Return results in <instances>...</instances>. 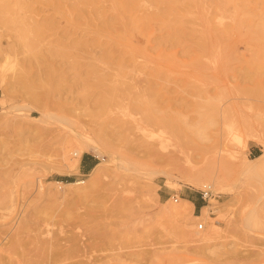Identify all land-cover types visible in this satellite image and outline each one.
<instances>
[{
	"label": "rangeland",
	"instance_id": "rangeland-1",
	"mask_svg": "<svg viewBox=\"0 0 264 264\" xmlns=\"http://www.w3.org/2000/svg\"><path fill=\"white\" fill-rule=\"evenodd\" d=\"M23 1L25 27L0 22L9 84L0 264H63L60 253L76 248L93 249L99 264H264V0H179L169 26L156 20L168 5L155 0H96L84 10L80 0ZM122 14L142 27L134 47L99 31L117 19L123 34ZM79 41L87 49L63 56ZM156 89L168 103L157 114L141 108ZM150 115L177 116L147 136L135 125ZM188 147L200 149L193 165L208 172L213 198L182 180L178 151ZM84 160L102 165L96 186ZM186 196L201 207L171 216L167 203Z\"/></svg>",
	"mask_w": 264,
	"mask_h": 264
},
{
	"label": "bare ground",
	"instance_id": "bare-ground-1",
	"mask_svg": "<svg viewBox=\"0 0 264 264\" xmlns=\"http://www.w3.org/2000/svg\"><path fill=\"white\" fill-rule=\"evenodd\" d=\"M96 0H80V3H79V6L78 7H76V8H79L80 10L81 9H83L84 7H88V6H90V5H92V3H95L96 4V2H95ZM100 1V0H99ZM178 1L179 0H155L154 2H155V4L157 3V2H159V3H161V2H163L164 4H166V5H168V8H169V10H168V12H167V14L165 13L164 15L162 14V15H159V16H157L156 17V20H159V21H161V22H163V23H165V24H168V26H169V22L167 21V17L168 18H170L169 16H173V15H176V14H178ZM185 1H187V2H190V1H192V0H185ZM122 2V1H121ZM127 3H129L128 1H126ZM125 3V2H124ZM158 3V5H161V4H159ZM58 4V3H57ZM116 4H118L117 2H116ZM122 4H123V2H122ZM132 2L131 3H129V6H132ZM54 6H56V4L54 3L53 4ZM124 5V4H123ZM93 6V5H92ZM117 6V5H116ZM125 6V5H124ZM129 6H127L126 5V7L128 8ZM57 7V6H56ZM119 7V6H118ZM125 7V8H126ZM30 7H29V4L28 3H26V2H24L23 0H0V22L1 23H3V25H7V24H9V22L10 23H12L13 25H15V27H17V29H18V27L20 28V26L21 25H24L25 24V21L24 20H22V18L20 19V15L18 14L19 12L18 11H20V10H28ZM59 8V7H58ZM89 8V7H88ZM120 8V7H119ZM136 8V6H134L133 8H131L132 9V11H133V9H135ZM84 10V9H83ZM82 10V11H83ZM98 10V9H97ZM116 10H117V7H116ZM120 10V9H119ZM118 10V11H119ZM128 10V9H127ZM127 10H125V11H127ZM129 11H131L130 9H129ZM98 12H99V10H98ZM101 12V11H100ZM166 12V11H165ZM119 13V15H121L120 14V11L118 12ZM122 13V12H121ZM85 14V13H84ZM103 14V13H102ZM129 14V13H128ZM96 15H97V13H96ZM123 15V14H122ZM132 15H133V13H132ZM112 16H114V15H112ZM81 18H80V20L78 21L79 22V27H80V29H81V27L84 25V24H87V23H84L85 22V19L87 18L86 16V18H84V16L82 17V16H80ZM106 17V16H105ZM109 18V17H108ZM175 18H176V16H175ZM174 18V19H175ZM78 19H79V17H78ZM121 19H123V21L125 20L126 21V23L124 24L125 26V29H124V31L122 32L123 34H120L121 32H119L118 34H117V30L115 29L116 28V25H117V23H116V21H117V19L114 21L113 19H111V20H113V22L112 23H108L106 26H104L101 30H99V31H102V32H104L105 34H107L112 40H113V42H114V44L115 45H118V46H121L122 48L123 47H125V48H127L128 46H132V47H134L133 46V44L135 43H133V36H134V34L136 33L135 32V29H136V26H137V19H135L134 17H129V16H127V17H125L124 15H123V18H121ZM177 19H178V15H177ZM2 20V21H1ZM109 20V19H108ZM111 20H109L108 22H110ZM173 20V19H172ZM3 21H5V22H3ZM87 21V20H86ZM119 21V20H118ZM138 21H139V19H138ZM28 22V21H27ZM148 22V21H147ZM168 22V23H167ZM173 22V21H172ZM4 23H6V24H4ZM138 23H140V22H138ZM11 24V25H12ZM78 24V23H77ZM122 24V23H121ZM144 24V23H143ZM147 24V23H146ZM149 24V23H148ZM177 24V23H176ZM27 25V24H26ZM142 25V24H141ZM162 25V24H161ZM172 25V24H171ZM9 26V25H8ZM77 26V27H78ZM178 26V25H177ZM11 27V26H10ZM12 27H14V26H12ZM24 27H25V25H24ZM34 27V26H33ZM76 27V26H75ZM78 27V28H79ZM120 27V26H119ZM124 27H122L121 29H123ZM137 27H141V26H137ZM23 28V27H22ZM20 29L19 30V32L21 31L22 32V30L24 29ZM142 28V27H141ZM176 28V27H175ZM77 29V28H76ZM168 29H170L169 27H168ZM41 30V29H40ZM126 30V31H125ZM172 30V29H171ZM173 30H174V27H173ZM38 32V31H37ZM98 32V31H97ZM141 32H143V29H142V31ZM140 32V33H141ZM178 32V31H177ZM142 35V34H141ZM135 36H137V35H135ZM85 45H87L86 44V42L85 41H79V42H76L75 43V45H73L72 47H69V48H67V51L64 53H62L63 54V56H66V57H75V53H76V50L78 49V48H80V47H84V48H82V50L84 49L85 50ZM127 46V47H126ZM131 47V48H132ZM136 47V46H135ZM129 48V47H128ZM87 49V48H86ZM132 50H133V48H132ZM134 51V50H133ZM124 53H126V54H129L130 52H127V51H125ZM109 54V53H108ZM123 54V53H122ZM110 55V54H109ZM123 56H125L124 54H123ZM121 57H122V55H121ZM122 58H124V57H122ZM126 58V57H125ZM106 60V62H108L109 63V56H107V54H106V58H105ZM77 67H79L80 68V61H78L76 64H75ZM119 65V64H118ZM120 65H122V64H120ZM119 65V66H120ZM84 67V66H83ZM81 69V68H80ZM90 71H92V73L93 74H95V73H97V69H91ZM120 73V72H119ZM117 76H119V74H117ZM120 80V79H119ZM0 82H3V84H4V96L3 97H0V102L1 103H4L5 102V99H4V97H6L7 95H8V93H9V87H8V83L6 82V76L5 75H3V74H0ZM1 84V83H0ZM3 86V85H2ZM124 89V88H123ZM109 90V89H108ZM107 90V91H108ZM162 90V89H161ZM161 90H153L152 91V95L150 96V97H148L147 98V100L146 101H144V102H142L141 103V108L143 109V110H145V111H147V112H153V111H155L154 113H156V112H163V111H165V109L167 108V106H165V104H168L167 102H165V100H164V98H163V93L161 92ZM114 92H113V98L114 97H116L117 95L116 94H118L117 93V90L115 89V90H113ZM144 92V91H143ZM149 92V91H148ZM145 94V93H144ZM169 108H171V106L169 105L168 106ZM168 110V108L166 109V111ZM151 114V113H150ZM157 114V113H156ZM151 116V115H150ZM160 116V115H159ZM159 116H154L153 115V117L151 116V118L149 119V121H146V122H143V123H140L139 122V124H136L135 126V128L136 129H138L139 131H142L143 133H144V135H149V133H150V129L152 128V127H156L157 125H163V124H166L167 122H168V120H167V118H165L166 120H164L162 117L164 116V115H162V117H159ZM177 116V115H176ZM176 116L175 117H172L171 119H173V118H176ZM171 119H169L170 121L169 122H171ZM178 119V118H177ZM165 121H166V123H165ZM168 122V123H169ZM167 126H168V124H166ZM134 128V129H135ZM135 129V130H136ZM180 147V146H179ZM196 148V149H195ZM200 149L199 148H197V147H194V149H191V148H187V149H185V148H181L179 151H178V153H180V155L178 156V161H183L184 162V164H186L187 165V168L185 169L184 168V173L182 172V180L186 183V184H189V185H191V186H198L199 185V187H200V185L201 186H203V188H201V189H208V188H210V190H211V192H212V197L211 198H213V196H215L217 193L212 189V187H211V185L209 186L208 184H206V183H204L208 178L205 176L208 172L206 171V170H201V171H198V169L197 170H195V168L196 167H194V165H193V159L197 156L196 154H197V152L199 151ZM79 150H76V152H74V154L77 156L78 154H81V153H79L78 152ZM80 156V155H79ZM80 158V157H79ZM200 158V157H199ZM259 159V158H258ZM175 160V159H174ZM196 162V161H195ZM75 163H76V161H75ZM196 166V165H195ZM102 167V165H101V163H99V164H97L96 165V167L93 169V171H92V173L90 174V178H89V181H90V183L92 182L93 184H95L94 186H96V184L98 183V181H99V175H100V173H101V168ZM180 167H181V165H180ZM183 167V166H182ZM198 167V166H197ZM181 169L182 168H180V171H181ZM80 183H82V182H77V183H74L73 185L74 186H78ZM72 184V183H71ZM217 184L218 183H216V186H217ZM91 185V184H90ZM223 190V189H222ZM221 190V191H222ZM214 199H211L209 202H210V204L209 205H207V206H204L203 208H202V210H203V213H205V214H212L213 213V211H214V209L216 208V207H214V206H212V201H213ZM176 202L178 203L179 202V199H177L176 200ZM194 204L192 203V202H190V201H188V200H186V199H182L181 200V204H179V205H172L171 204V202H168L167 203V208L169 209V212H171V216H180V215H184L185 213L187 214L188 212H190L191 210H193L194 209ZM248 224H250V223H248ZM90 246V245H89ZM92 246V245H91ZM79 247V246H78ZM60 248H62V247H59L58 249H60ZM75 248V247H74ZM90 248V247H89ZM95 248V247H94ZM57 249V250H58ZM77 249V248H76ZM76 249H69V250H65V252H61L60 253V251H59V253L61 254L60 256H59V258L57 259V262H59V263H61V262H64L65 263V261H71V260H73V259H75L76 257H80L81 255H79V253L80 252H84L85 250H79V251H77ZM78 249H80V248H78ZM60 250H63V248L62 249H60ZM88 250H93V249H88ZM88 250H86L85 252L87 253V254H85L84 253V257H86L87 259L86 260H81V259H79V260H77V261H71V262H68V263H65V264H91L92 262V264H97L98 263V261L100 260L99 258H98V256H94L92 253H89V251ZM90 252H92V251H90ZM83 255V254H82ZM94 258V259H90V258ZM26 263V262H25ZM63 263V264H64ZM99 264V263H98Z\"/></svg>",
	"mask_w": 264,
	"mask_h": 264
},
{
	"label": "crops",
	"instance_id": "crops-1",
	"mask_svg": "<svg viewBox=\"0 0 264 264\" xmlns=\"http://www.w3.org/2000/svg\"><path fill=\"white\" fill-rule=\"evenodd\" d=\"M94 165L95 163L84 160V163L82 164L83 171H90L91 169H93ZM185 199L192 202L196 209L201 207V203H199L193 196H186Z\"/></svg>",
	"mask_w": 264,
	"mask_h": 264
},
{
	"label": "built area",
	"instance_id": "built-area-1",
	"mask_svg": "<svg viewBox=\"0 0 264 264\" xmlns=\"http://www.w3.org/2000/svg\"><path fill=\"white\" fill-rule=\"evenodd\" d=\"M202 195H203V198H205V199L209 198V197L212 195V192H211L210 188H208V189H203V191H202ZM203 227H204V225L201 224V225H200V228L202 229Z\"/></svg>",
	"mask_w": 264,
	"mask_h": 264
},
{
	"label": "trees",
	"instance_id": "trees-1",
	"mask_svg": "<svg viewBox=\"0 0 264 264\" xmlns=\"http://www.w3.org/2000/svg\"><path fill=\"white\" fill-rule=\"evenodd\" d=\"M200 208V207H199Z\"/></svg>",
	"mask_w": 264,
	"mask_h": 264
}]
</instances>
